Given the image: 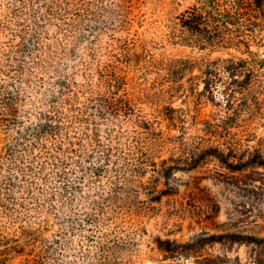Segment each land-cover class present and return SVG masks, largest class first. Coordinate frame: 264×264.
<instances>
[{
    "label": "rangeland",
    "instance_id": "obj_1",
    "mask_svg": "<svg viewBox=\"0 0 264 264\" xmlns=\"http://www.w3.org/2000/svg\"><path fill=\"white\" fill-rule=\"evenodd\" d=\"M204 1L0 0V264H264V28L201 49Z\"/></svg>",
    "mask_w": 264,
    "mask_h": 264
},
{
    "label": "trees",
    "instance_id": "obj_2",
    "mask_svg": "<svg viewBox=\"0 0 264 264\" xmlns=\"http://www.w3.org/2000/svg\"><path fill=\"white\" fill-rule=\"evenodd\" d=\"M180 26L182 31L191 35L193 37L194 43L198 45L201 49L211 48L220 49L227 48L228 45L235 41L233 36H227L231 32H239L242 29H248L254 32L255 27L259 26L264 28V0H205L202 2L201 6L194 5L187 9L180 17ZM240 42V41H238ZM250 54L253 55V61L256 66L264 68V58H259L251 50H248ZM225 61H231L232 64L228 67V71L233 77L234 86L231 92L228 94V98L232 99L239 88L242 87V81L238 80L236 75L238 72L246 73L251 69L249 67L250 63L248 59L239 58L238 61H234L233 58L225 59ZM180 64H183L182 68H190L192 60L182 59L178 60ZM208 63V65H210ZM182 68L179 72L182 73ZM212 71L206 69V74L211 75ZM207 89L211 93L213 92L212 83L210 78L207 80ZM230 101V100H229ZM232 115L228 116L231 119ZM146 125L150 126L147 122ZM51 128H57L54 124H43L38 129V132H44ZM151 128V127H149ZM155 134V133H154ZM138 154L144 155L145 152L143 148L138 145L136 148ZM204 154L208 156H214L222 161V156H224V151L221 150L219 146H211L210 148L203 151ZM106 161L110 162L107 156ZM148 160L146 157L139 156L134 162L124 165V170L131 171V176H127V182L134 181L136 177L143 175L146 172V165ZM262 164L263 162H257ZM167 161H163L164 168L162 170H155L167 179V184L173 175V170L175 167H166ZM104 165L100 167V171H107ZM118 171V170H116ZM69 184H66L65 189L70 188ZM73 187V186H72ZM174 188L169 187L168 190H164V193H171Z\"/></svg>",
    "mask_w": 264,
    "mask_h": 264
}]
</instances>
